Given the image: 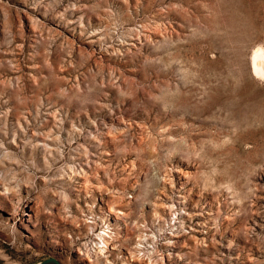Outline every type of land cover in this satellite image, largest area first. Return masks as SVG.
<instances>
[{"label":"rangeland","instance_id":"1","mask_svg":"<svg viewBox=\"0 0 264 264\" xmlns=\"http://www.w3.org/2000/svg\"><path fill=\"white\" fill-rule=\"evenodd\" d=\"M259 45L264 0H0V258L264 264Z\"/></svg>","mask_w":264,"mask_h":264},{"label":"bare ground","instance_id":"2","mask_svg":"<svg viewBox=\"0 0 264 264\" xmlns=\"http://www.w3.org/2000/svg\"><path fill=\"white\" fill-rule=\"evenodd\" d=\"M251 65L254 76L264 79V46L263 45L257 46L253 51L251 56Z\"/></svg>","mask_w":264,"mask_h":264},{"label":"water","instance_id":"3","mask_svg":"<svg viewBox=\"0 0 264 264\" xmlns=\"http://www.w3.org/2000/svg\"><path fill=\"white\" fill-rule=\"evenodd\" d=\"M0 264H6L1 258H0ZM37 264H62L58 260L54 258H45L38 262Z\"/></svg>","mask_w":264,"mask_h":264}]
</instances>
